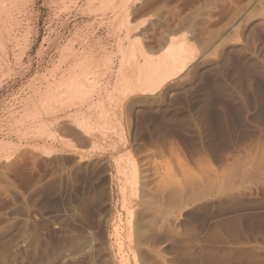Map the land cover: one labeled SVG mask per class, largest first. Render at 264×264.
<instances>
[{
    "label": "rangeland",
    "instance_id": "obj_1",
    "mask_svg": "<svg viewBox=\"0 0 264 264\" xmlns=\"http://www.w3.org/2000/svg\"><path fill=\"white\" fill-rule=\"evenodd\" d=\"M133 35L195 58L124 96ZM0 264H264V0H0Z\"/></svg>",
    "mask_w": 264,
    "mask_h": 264
},
{
    "label": "bare ground",
    "instance_id": "obj_2",
    "mask_svg": "<svg viewBox=\"0 0 264 264\" xmlns=\"http://www.w3.org/2000/svg\"><path fill=\"white\" fill-rule=\"evenodd\" d=\"M124 16V15H123ZM131 27V26H130ZM136 28V27H134ZM133 29V27H132ZM132 29L130 28L129 29V33H130V30L132 32ZM134 32V31H133ZM144 32V31H143ZM142 32V33H143ZM157 33V32H156ZM128 34V33H126ZM141 34V33H140ZM139 34V35H140ZM144 34V33H143ZM147 34V33H146ZM138 35V36H139ZM134 36V35H133ZM152 36V35H151ZM151 36H149V38H146L147 42H144V39L143 36L142 38L139 39V37L135 38H132V36H130L131 38V41H130V44L131 45H128V41L126 40L125 43L127 42L126 46L128 45V47L122 45V44H118V48L121 50L123 49V53H124V49H126L128 53L129 50H131V53L129 51L128 53V56L124 53V54H119V51L118 52V55H121L122 57H119L121 59L118 60L117 63H120V64H117V66H120L123 64V66L118 67L119 68V71L116 72V69H115V77H116V80L117 82L119 83H116L118 84L117 86H122L123 88L120 89V91H122V94L124 96H127L129 94H133V93H141V94H146V93H153L155 91H158L159 89H161L162 87H164L165 83L170 79V78H173L175 77L176 75H178V73H180L182 70L185 69V67L187 66V64L193 59L195 58L194 57V49H193V45L192 43H190V40H188L187 38H178V39H174V38H169L165 44L162 43V45H160L158 42L156 44V41L155 44H153L154 42L153 41H150L153 45H150L151 43L148 41L153 39V38H150ZM125 37V36H124ZM127 37V35H126ZM153 37V36H152ZM169 37V36H168ZM128 38V37H127ZM126 38V39H127ZM158 38V37H157ZM124 39V38H123ZM155 39V38H154ZM153 39V40H154ZM119 40V39H118ZM121 40V39H120ZM119 40V41H120ZM142 40L144 43H142ZM158 41V40H157ZM164 41V40H163ZM164 44V45H163ZM122 45V47L120 46ZM131 46V47H130ZM121 47V48H120ZM124 47V48H123ZM126 47V48H125ZM129 48V50H128ZM102 51V50H101ZM194 51V53H193ZM101 53V52H99ZM103 53V52H102ZM114 53V52H113ZM129 54L131 55V57L129 56ZM89 55H91L89 53ZM93 55V54H92ZM108 55V54H107ZM112 55V53L110 54ZM123 55H125L124 58L126 57H130L129 59L127 58L126 60L123 58ZM66 56V55H65ZM87 57V56H85ZM95 57V56H94ZM112 57V56H111ZM90 58H92L90 56ZM108 58H109V55H108ZM111 59V58H110ZM108 59V60H110ZM123 59L125 61H123ZM86 60V58L84 59ZM107 58H106V62L108 61ZM120 60H122L120 62ZM130 60H131V63H130ZM79 61H82V60H79ZM105 62V60H103ZM128 61V63H127ZM91 62V61H89ZM112 62V61H111ZM110 61L108 62V65L111 63ZM125 65H124V63ZM130 63V64H129ZM80 64V62H79ZM75 65V64H74ZM104 65L106 66V64L104 63ZM107 65V67H109ZM116 67V66H115ZM106 69V67H105ZM109 69V68H108ZM107 69V70H108ZM106 70V71H107ZM118 70V69H117ZM129 73V74H128ZM114 74V73H113ZM71 76V75H70ZM69 76V77H70ZM62 77V76H61ZM64 77V76H63ZM67 78V81L69 79L70 82H72L71 80H75L74 78H72L70 80V78ZM114 77V78H115ZM177 77V76H176ZM76 78V77H75ZM84 79V78H83ZM65 80V79H64ZM63 80V81H64ZM115 80V79H114ZM115 80V81H116ZM62 81V82H63ZM68 81V82H69ZM76 81V80H75ZM74 81V82H75ZM77 81L80 82V80L77 79ZM76 81V82H77ZM87 81V80H86ZM115 81H113L112 79V83H113V86L112 88L114 87V90H115ZM69 82V85H71ZM84 82V80H83ZM109 83V82H108ZM68 84V83H66ZM79 83H77L78 85ZM72 85H74L72 83ZM71 85V86H72ZM76 85V84H75ZM77 85L76 87H74V90L77 89ZM82 87L83 85L85 84H81ZM68 86V85H67ZM86 86H87V83H86ZM66 88V87H65ZM70 88V87H69ZM94 88V87H93ZM89 89V88H88ZM118 89V90H119ZM71 91L73 90V88L70 89ZM90 90L92 91V88H90ZM107 90V89H106ZM49 91V90H48ZM113 91V90H112ZM116 91V90H115ZM104 93V92H103ZM121 93V92H120ZM120 95V94H118ZM105 97V96H104ZM114 97V96H113ZM119 97V96H118ZM111 98V97H110ZM120 98V97H119ZM122 98V97H121ZM109 99V98H108ZM104 100V99H103ZM113 100H116V99H113ZM122 101V99H120ZM102 101V100H101ZM120 102V101H119ZM104 103V101H103ZM94 125V124H92ZM100 125V124H99ZM102 126V125H101ZM85 127V128H83ZM82 129L83 130V134L85 135L87 133V126H82ZM51 151V150H50ZM50 151H47L48 153H46L47 155L50 154ZM45 152V151H44ZM43 152V153H44ZM46 154H44L45 156H47ZM132 166V164H131ZM133 167V166H132ZM123 169V168H122ZM134 169V167H133ZM132 170V169H131ZM118 172H120L121 174V170L118 168L117 170ZM125 171V170H124ZM168 173V172H167ZM166 173V174H167ZM122 175H126L125 172H122ZM130 175H133V172H130ZM129 176V174H128ZM124 178H127V177H124ZM119 179V178H118ZM134 180V179H133ZM132 180V183L134 182ZM126 181V179H125ZM134 184V183H133ZM124 187V186H123ZM178 187V185H177ZM122 189L121 190V193L123 191V188H120ZM123 194V193H122ZM177 194V193H176ZM130 213V212H129ZM129 215V214H128ZM131 216V214L129 215ZM129 218V217H128ZM131 220V219H129ZM131 222V221H130ZM130 224V223H128ZM116 229V228H115ZM131 229V227H130ZM131 232V231H130Z\"/></svg>",
    "mask_w": 264,
    "mask_h": 264
}]
</instances>
